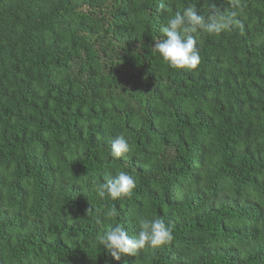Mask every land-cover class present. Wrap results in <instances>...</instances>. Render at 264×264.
I'll use <instances>...</instances> for the list:
<instances>
[{
  "label": "trees",
  "instance_id": "1",
  "mask_svg": "<svg viewBox=\"0 0 264 264\" xmlns=\"http://www.w3.org/2000/svg\"><path fill=\"white\" fill-rule=\"evenodd\" d=\"M190 3L237 26L186 71L153 44ZM139 218L173 239L113 259L97 234ZM0 264H264V0H0Z\"/></svg>",
  "mask_w": 264,
  "mask_h": 264
},
{
  "label": "clouds",
  "instance_id": "2",
  "mask_svg": "<svg viewBox=\"0 0 264 264\" xmlns=\"http://www.w3.org/2000/svg\"><path fill=\"white\" fill-rule=\"evenodd\" d=\"M233 2L234 0H229V3ZM235 17V12L225 14L218 8L211 9L208 15H202L196 4L190 3L171 16L166 26L161 27L163 38L155 41L153 47L169 67L186 71L196 70L201 63L197 36L201 32L219 34L230 30L237 26ZM130 152L131 145L125 136L117 135L111 144V156L119 160ZM103 181L98 194L101 197L107 194L113 200L131 197L136 187V180L123 171L115 175L106 172ZM138 222L140 231L136 236H129L125 228L116 225L103 234H97L96 240L113 259L119 260L121 254L135 257L146 247L158 248L173 239L171 229L163 219L139 218ZM96 223L101 224L102 221L97 218Z\"/></svg>",
  "mask_w": 264,
  "mask_h": 264
}]
</instances>
